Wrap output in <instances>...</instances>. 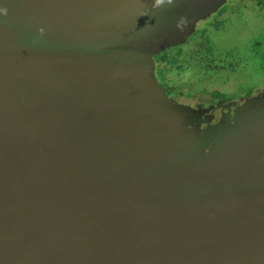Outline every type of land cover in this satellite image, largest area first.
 <instances>
[{
	"label": "water",
	"instance_id": "obj_1",
	"mask_svg": "<svg viewBox=\"0 0 264 264\" xmlns=\"http://www.w3.org/2000/svg\"><path fill=\"white\" fill-rule=\"evenodd\" d=\"M224 1L0 0L4 264H264V108L205 137L151 60Z\"/></svg>",
	"mask_w": 264,
	"mask_h": 264
},
{
	"label": "rangeland",
	"instance_id": "obj_2",
	"mask_svg": "<svg viewBox=\"0 0 264 264\" xmlns=\"http://www.w3.org/2000/svg\"><path fill=\"white\" fill-rule=\"evenodd\" d=\"M223 8L197 20L181 41L151 53L155 79L169 90L175 105L189 110L186 119L192 127L191 114L209 116L202 128L209 138L224 137L231 128L240 131L264 108V0H228ZM248 99H255V107L247 112L242 107ZM13 168V163L0 160L3 193L11 191L8 177L19 178ZM6 213H0V264L5 262L1 254L19 252L17 246L12 251L3 244L11 235L4 227Z\"/></svg>",
	"mask_w": 264,
	"mask_h": 264
},
{
	"label": "flooded vegetation",
	"instance_id": "obj_3",
	"mask_svg": "<svg viewBox=\"0 0 264 264\" xmlns=\"http://www.w3.org/2000/svg\"><path fill=\"white\" fill-rule=\"evenodd\" d=\"M227 2H228V0H225L224 3L222 5H220L216 10L219 11L221 9H224L223 7L227 5ZM234 4H236V3H234ZM157 80H158V83L161 84L160 79L158 78ZM161 86L165 89V93H166L167 97L171 98V95L169 94V90L166 87H164V85L161 84ZM208 118H209V116H207V118H204L203 116H197L194 114L190 115L191 122L194 123L196 128H199V129H202L203 126L209 122Z\"/></svg>",
	"mask_w": 264,
	"mask_h": 264
},
{
	"label": "clouds",
	"instance_id": "obj_4",
	"mask_svg": "<svg viewBox=\"0 0 264 264\" xmlns=\"http://www.w3.org/2000/svg\"><path fill=\"white\" fill-rule=\"evenodd\" d=\"M164 2H165V0H155L154 7L159 6V5L163 4ZM167 3L172 4L173 0H167ZM0 13L7 15V9L6 8H0ZM187 24H188L187 17L182 16V17H180L179 21L177 22L176 27L178 30L183 31L187 27ZM39 32L41 35H43L44 29L43 28L39 29Z\"/></svg>",
	"mask_w": 264,
	"mask_h": 264
},
{
	"label": "bare ground",
	"instance_id": "obj_5",
	"mask_svg": "<svg viewBox=\"0 0 264 264\" xmlns=\"http://www.w3.org/2000/svg\"><path fill=\"white\" fill-rule=\"evenodd\" d=\"M186 257H187V260H183L182 264H193L192 259L189 256H186Z\"/></svg>",
	"mask_w": 264,
	"mask_h": 264
}]
</instances>
